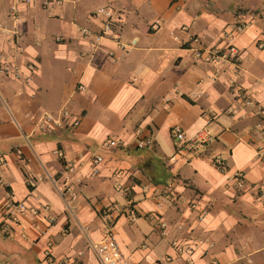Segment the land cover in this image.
I'll list each match as a JSON object with an SVG mask.
<instances>
[{"label": "crops", "instance_id": "1", "mask_svg": "<svg viewBox=\"0 0 264 264\" xmlns=\"http://www.w3.org/2000/svg\"><path fill=\"white\" fill-rule=\"evenodd\" d=\"M11 1L0 52L19 76L0 74V210L11 198L36 212L0 229V264H96L107 230L127 264H264V0ZM105 4L111 32L82 33ZM228 45L235 55L205 57ZM172 125L210 139L193 152Z\"/></svg>", "mask_w": 264, "mask_h": 264}, {"label": "built area", "instance_id": "2", "mask_svg": "<svg viewBox=\"0 0 264 264\" xmlns=\"http://www.w3.org/2000/svg\"><path fill=\"white\" fill-rule=\"evenodd\" d=\"M23 2V3H29L31 0H12L9 7L13 10L15 9L16 3ZM96 12L103 15V19L100 23V29L98 32H92L86 28H81V32L88 35H93L95 39H98L103 34L111 32L112 25H113V14L114 9L110 5H100L96 8ZM156 20L153 21L152 25H155ZM242 27V24H239L236 26L237 29H240ZM237 52V48L233 45L227 46V52L222 53L220 51H217L215 49L210 50L207 55L205 56L208 60H211L213 58L220 57L221 55L224 57L233 56ZM31 67V66H30ZM12 73L15 77L19 76V73L17 69H14V66L12 65L11 61L8 59V57L4 56L0 52V74H7ZM25 78H29L28 75H25ZM247 101V100H245ZM68 111L62 110L61 114L59 116H53L50 113H45L43 117L41 118V123L47 127L50 126H58L60 125V122L62 120V117L67 116ZM261 130L263 132L264 136V120H262L260 123ZM170 132L173 134L174 138L178 141H181L182 146L184 148H187L193 152H200L202 150V147L204 146V140H209L210 138L207 136H204L203 134H196L192 136L186 137L182 130L179 128L178 125H172L170 127ZM149 142L148 137H144L142 139H139L136 141V146L141 147L144 144ZM117 143V140L113 138H109L106 141V145L112 146ZM101 158L99 156L95 157V161H99ZM213 163L217 165V167L222 168V160L219 156H215L213 158ZM69 168L71 169L72 166L69 165ZM236 178V184L241 185V179L239 177V174H235ZM259 193H257V196L261 198L264 201V184L261 183L258 185ZM43 208H47L46 204L43 205ZM31 211L32 213L36 212L35 208L29 207L24 203L22 200H14L11 198L5 199L4 204L1 206L0 214L2 220L0 221V229L7 233L9 231V224L8 221L14 218L18 213H22L24 211ZM202 214L199 213L198 217H201ZM164 224V222H162ZM171 246L175 248L177 251L181 253H185L188 257L193 251L194 245L191 243H183L180 244L176 240H171L170 242ZM91 247L94 251L95 257H96V264H127L125 258L122 256L117 241L114 237V234L107 230L105 234L96 242L91 244ZM171 264H176L175 262H172Z\"/></svg>", "mask_w": 264, "mask_h": 264}, {"label": "trees", "instance_id": "3", "mask_svg": "<svg viewBox=\"0 0 264 264\" xmlns=\"http://www.w3.org/2000/svg\"><path fill=\"white\" fill-rule=\"evenodd\" d=\"M113 26V25H112Z\"/></svg>", "mask_w": 264, "mask_h": 264}]
</instances>
